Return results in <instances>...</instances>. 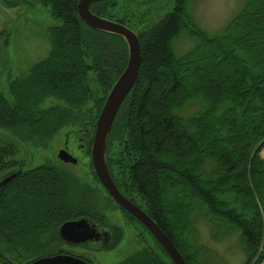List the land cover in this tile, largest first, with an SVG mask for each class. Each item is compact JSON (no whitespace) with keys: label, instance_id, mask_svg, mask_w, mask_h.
<instances>
[{"label":"trees","instance_id":"16d2710c","mask_svg":"<svg viewBox=\"0 0 264 264\" xmlns=\"http://www.w3.org/2000/svg\"><path fill=\"white\" fill-rule=\"evenodd\" d=\"M77 1L40 0L59 20L47 28L48 53L9 82L12 101L0 92V127L40 146L63 127L79 128L85 118L81 111L100 92L98 116L127 62L124 39L85 24ZM114 1H95L90 10L130 27L112 13ZM187 21L185 2L179 0L172 11L138 34L139 72L109 133L108 169L122 193L133 199L137 194L143 200L144 209L186 264H224L215 249L198 240L200 221L207 223L213 241L237 233L242 264H264V157L260 154L264 146V0H245L223 31L214 35L191 21L196 43L177 55L172 40ZM203 53L212 54L218 64L228 59L234 73L226 77L220 71L215 76L198 71ZM182 69H190L188 79L201 78V84L189 85ZM49 99L55 102L47 104ZM191 103L199 108L188 115L179 113ZM92 137L87 131L83 135L88 154ZM13 152L12 143L0 142V174L21 168L22 160ZM49 181L50 186L43 188ZM90 188L81 185L74 173L48 163L1 186L0 256L4 249H16L24 261L40 248L36 242L48 243L43 235L50 230L54 229L51 241H60L56 229L64 221L82 216L100 221ZM14 192L20 195L19 204L9 217L8 199ZM30 197L50 204V211L25 217L19 207L28 205ZM152 239V245L145 244L117 264H174Z\"/></svg>","mask_w":264,"mask_h":264},{"label":"rangeland","instance_id":"374dc122","mask_svg":"<svg viewBox=\"0 0 264 264\" xmlns=\"http://www.w3.org/2000/svg\"><path fill=\"white\" fill-rule=\"evenodd\" d=\"M178 1L115 0L114 3L116 5L111 11L112 13H116L117 18L121 17L126 21L130 28L139 34L147 27L153 25L158 19L162 18L166 13L172 11ZM183 1L185 2V12L190 18V21H187L186 28L181 30L172 40V49L177 55L184 54L196 43L195 33L190 30L193 29L192 24L206 31L209 35L220 33L226 24L242 8L245 2V0ZM58 23L59 20L53 17L50 7L42 4L40 0H0V92L9 101L13 99L8 89L9 82L15 78H19L27 72L33 62L47 55L50 45L46 34L47 28ZM203 54L205 56L198 60V67H200L198 71L206 70L212 76L217 74L216 71H220V74L223 76L226 75V77L227 73H234L231 68L233 64L230 67L228 59L218 64L214 62L212 54H208V56L205 53ZM192 73L190 69L181 70V75L184 79L186 78L189 85L201 84V78H198L196 82H192V78L190 80L188 79L192 76ZM101 99L100 92H97L89 100L81 111V114L85 118L79 128L74 127L73 130H69L70 127H63L58 133L52 135L51 139L46 140L43 143L44 146L38 145L35 140L33 142L28 139L19 138L17 135L2 127H0V142L8 141L12 143L14 145L13 157L21 159L26 166L35 167L48 163L64 168L62 165H65V163L58 158L57 154L60 149H65L64 147H66V133H73L81 141L86 131L92 137L99 108L98 102ZM51 102H55V100L49 99L47 104ZM198 108V104L191 103L179 111V113L188 115ZM75 152L76 155L81 156V160L76 165H68L69 170L74 173L81 185L91 187L89 193L97 201L95 204L98 209L101 224L106 226L115 225L119 227V231L114 232L113 238L105 247H101L96 242L86 245L79 244V246L74 245L75 247H73V245L67 246L62 241H51L53 237L51 235L54 234L53 229V231L50 230L43 235V239H48L46 240L48 243L41 241L43 245L45 247L49 246L53 250L60 249V252H63L65 249L72 250L77 254L91 258L99 264H117L142 248L145 244L152 245V237L140 224L138 225L136 223V220L130 216L125 217V220L121 217V214L117 211V205L112 202L103 186L99 183H94L93 185L92 182H89L92 173L89 171L88 164L90 156L86 150L84 151L85 153L82 150L80 154L77 150ZM260 154L264 157V146ZM119 165L121 166L119 169L122 171L123 165L120 163ZM1 176L2 174H0ZM49 186L50 181L44 183L43 188ZM19 196L14 192L8 199L9 206L7 209L10 211L8 214L9 217L13 216L14 210L18 208ZM133 196L136 202L145 208L143 200L137 194ZM22 197L24 201L25 196L22 195ZM49 205L46 202H36L34 198L31 200L30 197L29 204L25 205L22 203L19 208L25 217L31 215L34 218L38 214L45 213L46 209L50 211L47 208ZM1 219H5L3 218V214L1 215ZM198 228V240L215 249L224 264H242L244 261V253L239 245L237 233L221 241H213L209 237L207 223L200 221ZM7 255L13 257L14 254ZM28 255L26 253V256ZM17 257L21 260L19 254H17Z\"/></svg>","mask_w":264,"mask_h":264},{"label":"water","instance_id":"95a60500","mask_svg":"<svg viewBox=\"0 0 264 264\" xmlns=\"http://www.w3.org/2000/svg\"><path fill=\"white\" fill-rule=\"evenodd\" d=\"M95 1L99 0L77 1L76 8L80 19L93 29L120 35L124 39L127 47V62L113 82L96 119L90 149L93 170L110 196L150 231L171 261L174 264H186L175 244L158 226L156 221L121 193L110 175L106 159L107 140L118 109L137 79L140 67V41L138 35L126 25L92 12L90 10V4ZM57 155L64 162H71L73 164L77 162V159L65 149H60ZM18 173L19 170L2 178L0 180V187ZM56 234L60 240L72 245L98 240L106 243L110 238V233L107 230L101 231L97 224L85 216L64 221L57 227ZM30 264L88 263L73 255L61 253L36 259Z\"/></svg>","mask_w":264,"mask_h":264},{"label":"flooded vegetation","instance_id":"af4514ba","mask_svg":"<svg viewBox=\"0 0 264 264\" xmlns=\"http://www.w3.org/2000/svg\"><path fill=\"white\" fill-rule=\"evenodd\" d=\"M66 147H64L65 148V150L66 151H68L70 154H72L76 159H77V162L75 163V164H73V163H71V162H64L63 161V163H65V165H62L66 170H68L69 172H72V171H70L69 169L70 168H68L69 166L68 165H76L78 162H79V160H81V156H78V155H76V152H75V150H77L78 151V153L80 154V152L83 150V152L85 151V144H83L84 142L83 141H81L79 138H77L75 135H73V133H66ZM83 142V143H82ZM73 149H72V148ZM82 153V152H81ZM85 153V152H84ZM62 161V160H61ZM45 164V163H44ZM51 165V164H50ZM39 166V165H38ZM52 166H55V165H52ZM36 167V166H35ZM57 167H59V166H57ZM88 167H89V171L92 173V175H91V178H90V180H89V182H92L93 183V185H94V183H99L100 185H101V183H100V181H99V179L97 178V176L95 177V175H94V171H93V167H92V163H91V160H89V164H88ZM31 168H34V167H29V166H26V165H24V162L22 161L21 162V168H19L18 170H19V173L16 175L17 177H18V175H22L23 173H26L29 169H31ZM60 168H62V167H60ZM15 170H17V168L16 169H11V170H9V169H6V170H3L2 172H1V174H2V176H1V178H3V177H5V176H7L8 174H10V173H12L13 171H15ZM15 176V177H16ZM12 179H14V177L12 178ZM11 179V180H12ZM98 181V182H97ZM9 182V181H8ZM85 187H87V186H85ZM94 188H95V186H94ZM105 189V188H104ZM119 189V188H118ZM106 191V190H105ZM106 193H107V191H106ZM108 194V193H107ZM124 194V193H123ZM109 195V194H108ZM125 195V194H124ZM110 196V195H109ZM128 199H130L133 203H135L137 206H139V207H141L134 199H133V197L132 196H127V195H125ZM110 199L112 200V202H114L116 205H117V211L121 214V217L125 220V217H129L130 215H128L125 211V209L124 208H122L120 205H118L114 200H113V198L110 196ZM142 208V207H141ZM125 210V211H124ZM132 216V215H131ZM121 218V219H122ZM93 222H95L97 225H98V227H99V229L102 231V230H107L109 233H110V239H109V241L108 242H106V243H104V242H102L101 240H98V241H91V242H96V243H99L100 245H101V247H105V246H107L108 245V243L111 241V239L113 238V235H114V230L115 229H117V228H119V227H117V226H115V225H104V224H101V222L100 221H93ZM136 223L139 225H141L142 226V224L140 223V222H138L137 220H136ZM143 227V226H142ZM144 228V227H143ZM145 229V228H144ZM145 231H147L146 229H145ZM148 233V232H147ZM91 242H87V244L88 243H91ZM38 245H40L39 247V249H36V250H34L33 252H31V254H32V256L31 257H28V258H26L24 261H21L18 257H17V254H18V251L16 250V249H14V250H6V249H4V252H2V253H4V255L3 256H0V264H30L32 261H34V260H36V259H39V258H43V257H48V256H52V255H55V254H61V253H65V254H70V255H73V256H75V257H77V258H81V259H83L85 262H87L88 264H99V263H97V262H95V261H93L91 258H89V257H86V256H84V255H82V254H77V253H75V252H73L72 250H68V249H65V250H63V252H55V250H53V249H50V247L49 246H47V247H45L44 245H43V243L40 241V242H36ZM64 244H66L67 246L68 245H72V244H68V243H65V242H63ZM86 244V243H85ZM75 245H79V244H75ZM26 252L28 253L29 251L28 250H26ZM1 253V252H0ZM7 254H14L13 255V257H9Z\"/></svg>","mask_w":264,"mask_h":264},{"label":"bare ground","instance_id":"6f19581e","mask_svg":"<svg viewBox=\"0 0 264 264\" xmlns=\"http://www.w3.org/2000/svg\"><path fill=\"white\" fill-rule=\"evenodd\" d=\"M91 243H92V242H91ZM86 244H87V243H86ZM86 244H85V245H86ZM78 246H79V245H78ZM80 246H81V245H80ZM82 246H84V245H82ZM73 247H75V246L73 245Z\"/></svg>","mask_w":264,"mask_h":264}]
</instances>
